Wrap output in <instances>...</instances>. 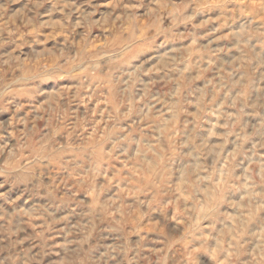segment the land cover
Returning <instances> with one entry per match:
<instances>
[{"label": "rangeland", "instance_id": "1", "mask_svg": "<svg viewBox=\"0 0 264 264\" xmlns=\"http://www.w3.org/2000/svg\"><path fill=\"white\" fill-rule=\"evenodd\" d=\"M0 264H264V0H0Z\"/></svg>", "mask_w": 264, "mask_h": 264}]
</instances>
